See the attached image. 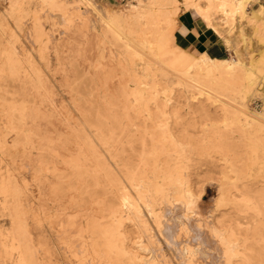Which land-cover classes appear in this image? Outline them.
<instances>
[{"label": "bare ground", "instance_id": "bare-ground-1", "mask_svg": "<svg viewBox=\"0 0 264 264\" xmlns=\"http://www.w3.org/2000/svg\"><path fill=\"white\" fill-rule=\"evenodd\" d=\"M259 1L133 0L123 10H102L92 0H41L43 5L50 7L54 12H59L65 19L75 14L83 17L84 20H89L90 13L99 16L106 23L107 29L104 35L108 39V43L118 50L117 54L112 53V64L107 73L108 80L114 78L119 71L128 75L131 80L129 84L123 83L122 80L119 81L117 96L109 94L104 97L107 110L104 117L98 113L93 120L82 106H77L80 112V124L74 128V131H71V138L66 140L68 143H64L65 146L71 145L78 148L76 157L65 163L71 170V175L55 174L59 181L53 190L56 195H64L67 191L76 193L78 198L74 204L80 209L93 203H99L103 207L105 214L102 219L107 218L108 222L90 221L88 232H86V236H83V238L91 239L82 247L92 262L101 264H174L175 262L167 260V258H171L170 256H155L154 253L157 254V249H154L156 252L153 253V257H151L152 248L148 250L151 252L150 254L148 252L151 256L147 258L137 251V247H130L127 244L126 232L123 230V219L125 215H133L135 220L143 225V208L140 209V207H143L142 204L147 205L149 211L146 209L148 211L146 212L144 209V212L154 215L161 235L172 243L173 241L170 239L181 233L182 225H187L192 221L188 219L189 216L187 218L184 216L186 213L178 211L179 205L172 203L175 206L170 209V206L162 201L169 197V188L181 186L182 183L189 181L187 178L181 177L188 166L190 154L187 152L193 153L194 151V154L196 152L198 155H208L209 151H217L225 158L230 173L234 175L233 178H227V180H234L230 187L237 192L233 195L230 190H223L222 196L226 197L225 200H233L231 205L243 220H248V223L225 226L231 216L226 213H223L222 216H214L211 224L213 228L211 226L210 228L213 229L211 230L213 233H220L218 238L222 249L220 251L219 246L215 248L217 246L211 240L214 248L219 250L216 254V251L212 250L214 253L212 254L215 256L221 254V257L218 255L217 258L220 260L219 258L222 259L223 256L224 264H264V177L262 185L253 184L241 188L238 185L239 182L246 180V177L241 175L244 165L264 166V88L262 90L256 87L257 82L253 78L254 69L249 67V64L246 63L247 58H245L254 53H263L256 68L257 74L261 78L260 83L264 86V6L259 5L258 10L254 9L255 4H258ZM83 7H85V12L82 11ZM186 12L192 13L194 17L203 21L223 40L231 54L230 58L219 60L211 58L207 54L194 55L175 44L174 37L175 31L178 29V17ZM11 15L16 24L20 26V22L24 19L23 15L18 16L15 9L12 10ZM42 35L43 33L38 31L39 39L42 38ZM1 46L0 43V55H3L2 53L7 55L8 74L14 80L22 68L14 58V53L3 50ZM248 59L251 61L252 58ZM115 69H119V71L115 72ZM161 82L168 87L175 86L179 89L181 106L177 103L171 105V98L166 94V90L158 89ZM126 86L131 90L128 91ZM40 90L41 88H36L37 92ZM72 92L75 96L77 95L73 88ZM77 92L79 93V91ZM154 93L157 97L160 93H163L164 96L156 99L152 96ZM248 96H255L263 101V108L259 113L251 110L248 101H245ZM78 100L82 99L79 97ZM123 100L126 101V104H122ZM151 100L153 107L149 103ZM180 109H186L188 112L186 115L198 116L210 122L214 121L213 111L219 110L227 127L241 124L244 120L241 130H236L240 136L238 138L250 139L249 134L254 141L253 150L259 149L260 151H253L255 153L241 156L242 154L237 153L238 144L229 143L230 136L226 137L221 131L220 125L214 123H207L202 128L201 135L195 138L198 145L193 146L187 143L184 148L178 146L179 139L176 138L174 129H180L182 125ZM9 116L11 126L6 135H14L11 142L12 148L15 150L18 148L35 149L33 146L34 137L26 126L29 121H36L40 118V112L30 110L23 103L20 108H15ZM5 138L4 140L0 139V150L6 149L10 144L9 140ZM58 139L59 141L63 140L62 138ZM47 143H51V141H47ZM42 150L44 151V149ZM53 152L51 150L48 155ZM164 158L166 161L163 162ZM245 158L247 159L245 160ZM111 164L114 169L111 168ZM14 183V180H9L3 182L0 187V194L6 195L8 198L5 203L8 204L10 200L16 206L14 208L15 217H13L15 229L6 234L0 232V237L3 238L0 247V260L13 264H38L28 240V230L18 208L20 192ZM124 183L131 188L132 193L127 191ZM100 192L101 197H99ZM188 192L190 189L186 190L185 194L188 195ZM108 194L113 196L112 201H108ZM182 196L184 197V194ZM188 197L189 195L187 199ZM160 202L169 207V209H165L167 206H164L165 216L162 215L165 217H163L164 219L168 218L166 222H161V217L154 214L156 206ZM197 204L201 206V203ZM176 206L178 208L174 209ZM183 208L180 207V210ZM4 209L11 211L8 206ZM184 209L189 208L185 207ZM201 212L200 214H202ZM203 216L201 217L203 218ZM190 217L193 219L192 216ZM210 217L207 218L209 221ZM242 226H246L243 233L240 232ZM217 227L221 231L217 232ZM142 228L146 229L145 226ZM154 231L153 233H155ZM190 232H192L191 229ZM195 232L197 231L194 230ZM184 233L186 234V232ZM197 234L195 233L196 236H198ZM242 235L244 238L241 237ZM206 236L209 237L208 233ZM207 237L204 242L202 241L204 251L209 243L211 245V242H208L210 239ZM197 238L195 237L196 240ZM185 241L190 243L195 240ZM155 242L157 243V241ZM178 243L177 245H179ZM192 244L188 245L194 246ZM180 246L176 253L182 263L186 262L187 255H190L188 260L194 262L192 258H195V254L203 252L200 247L195 249L194 246V250H189ZM76 249H78L77 246ZM174 249L176 251V248ZM141 250L140 247L139 251ZM210 251H207L208 255ZM207 252L205 253L207 254ZM45 254L51 256V250H45ZM173 254L174 252L172 256ZM202 254L204 255V253ZM74 259L76 258L74 257ZM199 259H203V256L201 255V258L199 256ZM199 259L197 260L199 261ZM178 262L176 264H179ZM211 262L209 261V264ZM214 262L212 263H219V261Z\"/></svg>", "mask_w": 264, "mask_h": 264}, {"label": "rangeland", "instance_id": "rangeland-1", "mask_svg": "<svg viewBox=\"0 0 264 264\" xmlns=\"http://www.w3.org/2000/svg\"><path fill=\"white\" fill-rule=\"evenodd\" d=\"M92 1L98 7L100 6L102 10H123L133 2V0ZM261 3L264 5V0H261ZM13 9H15V13L18 16L23 15L24 17L19 24L20 26L12 18ZM254 9L258 10L259 7L254 6ZM82 11L85 12V7L82 8ZM88 18L89 20H84L83 17L75 14L65 19L59 12H54L50 7L43 5L41 0H0L1 48L12 51L14 58L22 68L16 74L15 79H11L8 74L9 64L7 55H4V53L0 55V139L4 140L6 137L5 139H8L10 143L6 149L0 150V187L3 182L5 183L9 180H14L16 183V188L20 192L18 208L21 212L24 225L28 230V240L38 264H63V262H67L64 264H101L99 262H92L89 259L90 257L86 255L87 253L84 252L82 245L91 241L89 237L83 238V236H86V232H88L90 221L96 220L99 223L108 222L107 218L105 220L102 219L105 214L103 207L99 203H93L80 209L74 204L78 198L76 193L67 191L64 195H56L53 192L54 188L59 184L55 174L71 175V170L65 163L72 161L77 155V147L71 145L65 146L64 144L68 143L66 140L71 138V131H74V128L80 124V112L77 106H82L83 110L88 112L93 120L98 113L104 117L107 114L104 97L109 94L112 96L119 94L117 84L120 80L127 84L131 81L128 75H124L119 69H115V72L119 71V73L111 80H108L107 73L112 64L111 56L112 53L117 54L118 50L108 43V39L104 35L107 29L106 23L94 13H90ZM2 25L3 27H1ZM38 31L43 33L41 39L37 37ZM230 55L229 52L228 58H230ZM262 56L263 53L261 52L251 54L245 58H247L246 63L249 64V67L254 69L255 74L253 78L258 85L256 87L263 90L264 86L260 83L261 78L258 76L256 68ZM249 57L252 58L251 61L248 59ZM158 86H160L158 89L166 90V94L171 98V105H176L177 103V105L181 106V102H179L181 101L180 91L177 87H168L163 82ZM36 88H41V90L37 92ZM72 88L76 90V96L73 94ZM126 88L128 91L131 90L128 86ZM152 96L157 99L159 97L163 98L164 95L160 93L157 97L154 93ZM79 97L82 100H78ZM245 101H248L251 110L258 113L263 108L261 98L248 96ZM23 103L30 110H38L40 112V118L36 119V121H29L26 126L34 137L33 146L35 149L18 148L15 150L12 148L11 143L14 135H6L11 126L9 115L15 108H20ZM149 103L151 107L154 106L152 100ZM122 104H126V101L123 100ZM180 113L182 114L180 120L182 125L180 129H174V133L176 138L179 139L178 146L182 148L187 143L193 146L198 145L195 138L201 135L202 128L207 123H214L220 125L221 131L226 137L230 136L229 143L238 144L239 149H237V153L242 154L241 156L244 157L248 153H255L253 151H260L259 149L253 150L254 141L249 134L248 137L250 139L242 140L238 138L240 136L236 130H241L244 120L241 124L227 127L224 123L225 119L219 110L213 111L212 117L214 121L211 122L198 116L186 115L188 113L186 109H180ZM242 118L244 119L245 117ZM152 130L154 129L152 128ZM64 137L67 138L63 139ZM58 138H62L63 140L59 141ZM47 141H51V143H47ZM51 150L54 152L48 155ZM187 153L190 154L188 166L181 174V177H185L189 181L187 183L184 182L185 184L182 183L181 186L169 188L168 194L170 195L162 202L165 201L164 203L170 206V209L175 205H179L178 211H182L183 214L186 213L184 216L186 218L189 216L188 219L192 222L188 223L190 224H187L188 226L186 224L182 225L181 228L183 230L180 234H177L178 236L176 235L170 239V241H173L171 243L161 235L154 215L150 212L146 214L149 211L147 205L142 204L141 206L143 207H140V209L143 208V225L138 223L133 215H125L123 219V230H125L126 237L128 238L127 244L130 247H137V251L141 252L140 254L144 257L150 258L151 255L153 257V253L156 252L154 249H157L158 252L157 254L154 253L155 256H170L171 258L166 257L167 260L175 262L174 264L179 261L178 263L181 264V258L177 256L176 252L183 243L180 246L181 248L185 247L189 250H194V246L195 249L200 247L203 250L202 253H204V255L202 253H198L200 255L195 254V258H192L195 263L188 260L190 255H187L185 258L186 262H183L184 264H202L204 260L203 264H209V261H216V263L219 261L218 264H224L225 260L223 256L222 259L219 258L220 260L217 258L218 255L221 257V254L217 256L213 255L214 251H216V254L222 248L218 238L220 233L215 234L211 231L213 230L210 228L212 218L226 213V215L231 217L229 218L230 221H226L225 226L235 223L246 225L248 223V220H243L237 214L233 205H231V201L233 200H225L226 197L222 196L223 190H230L233 195L237 193L230 187L234 180H227V178H233L234 175L230 173L229 165H227L225 158L217 151H209L208 155H198L196 152L194 154V151L193 153ZM162 160L164 162L166 158ZM110 166L114 169L112 164ZM242 169L241 175L246 177V180L238 183L240 188L253 184H263L264 166H252L249 164V166L244 165ZM124 185L127 187L128 192L132 191L127 184L124 183ZM188 189H190V192H188L190 198L188 197L187 199L188 195L185 194V191ZM178 192L179 194H177ZM183 194L184 197L182 196ZM99 197H101V192L99 193ZM194 197L198 199L196 200ZM169 198L171 199L169 200ZM7 199L6 195L0 194V232H3V234L15 229L13 217H15L14 208L16 206L10 200L6 204L5 201ZM107 199L108 201H112L113 196L108 194ZM162 202L157 204L154 214L161 217V222H166L168 218L164 219V208L167 205L162 204ZM198 202L201 203V206L197 204ZM181 204L182 206H180ZM6 206L10 207L11 211L5 210L4 207ZM168 206L165 209H169ZM177 206L174 209H177ZM180 207L189 209L183 208V211V209L180 210ZM144 209L148 211L144 212ZM198 209L200 210L198 211ZM200 211H202L201 213L204 216L200 214ZM209 217L211 218L210 221L207 219ZM193 220L195 221L194 224ZM142 226H145L146 229L142 228ZM245 228L246 226H242L240 232L243 233ZM190 229L193 235H191ZM152 230H155V233ZM194 230L198 232V234L195 232L198 236L195 235ZM219 231L221 229L217 227V232ZM200 232L202 233L201 235ZM156 233L158 234L156 235ZM207 233L209 237L206 236ZM203 234L206 235L204 236ZM144 235L147 240L144 238ZM194 235L199 238V240L197 238L198 241ZM206 237L210 239V241L208 239L207 241L211 242V245L209 243V246H207L209 249L206 247L204 251L202 241L204 242ZM241 237L244 238V235ZM201 238L202 240H200ZM2 239L0 237V247L3 242ZM185 240L189 242L195 241L188 243ZM211 240L217 246L215 248L219 246V250L214 248ZM177 242H179V245H177ZM192 243L194 246H189ZM76 246L78 249H76ZM140 247L141 251H139ZM162 248L165 249L162 250ZM174 248H176V251ZM48 249L51 250V256L45 254V250ZM150 249L151 252L153 251L151 255H149L151 252L148 251ZM208 250H211L209 255ZM172 251L175 254L173 256ZM201 255L203 259H199ZM205 257L208 259H205ZM212 262L211 264L215 263ZM0 264L13 263L0 260Z\"/></svg>", "mask_w": 264, "mask_h": 264}, {"label": "crops", "instance_id": "crops-1", "mask_svg": "<svg viewBox=\"0 0 264 264\" xmlns=\"http://www.w3.org/2000/svg\"><path fill=\"white\" fill-rule=\"evenodd\" d=\"M259 5H263L261 0L255 6ZM177 25L174 38L175 44L181 49L194 55L207 54L219 60L228 58L229 51L223 40L192 13H182L178 17Z\"/></svg>", "mask_w": 264, "mask_h": 264}]
</instances>
